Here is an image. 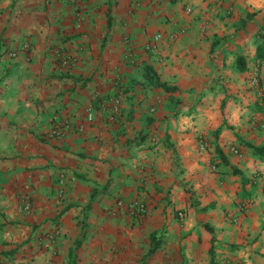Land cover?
<instances>
[{"label":"crops","instance_id":"1","mask_svg":"<svg viewBox=\"0 0 264 264\" xmlns=\"http://www.w3.org/2000/svg\"><path fill=\"white\" fill-rule=\"evenodd\" d=\"M262 125L264 0H0V264H264Z\"/></svg>","mask_w":264,"mask_h":264},{"label":"built area","instance_id":"2","mask_svg":"<svg viewBox=\"0 0 264 264\" xmlns=\"http://www.w3.org/2000/svg\"><path fill=\"white\" fill-rule=\"evenodd\" d=\"M187 11L189 12L190 9L188 8ZM160 38H161V34H157L154 37L155 40H160ZM9 55L11 57H14L15 52L10 51ZM257 79H258V74H255L254 77H252L253 84L256 82ZM87 117H88L87 120H91L90 115H88ZM262 126L264 128V125H262ZM64 181H65V176L62 172H60L58 175V185H59L58 195L59 196H61L63 194ZM21 203H22L21 208L23 210H29L31 208L30 201L26 197V195H23L21 197ZM118 205L124 206L130 212V214L135 215V216H143L146 213V204L143 200H140V199H134V200H130L127 202L119 201ZM178 216L182 217L183 213L179 212ZM57 235H58V229H54L52 231V234L49 236L50 240L54 239Z\"/></svg>","mask_w":264,"mask_h":264},{"label":"trees","instance_id":"3","mask_svg":"<svg viewBox=\"0 0 264 264\" xmlns=\"http://www.w3.org/2000/svg\"><path fill=\"white\" fill-rule=\"evenodd\" d=\"M262 51H263V49H262L261 45H258V47H257V54H258L259 56H262ZM236 62H237V66H238V68H239L240 70H244V69L246 68L245 63H244L242 57H237V58H236ZM145 76H146V78H147L149 81L153 82V83L156 84L157 86H161V87H163V88L166 89V90L168 89L167 85L159 80L158 76H157L156 73L153 71L152 67L147 66V67L145 68ZM254 150H255L257 153H259L261 156L264 157V147H254ZM218 156H220V158H221L222 161L225 160L221 153H219ZM152 236H154V235H152ZM155 245H157V244H155ZM155 245H153L152 250H153L154 248H156Z\"/></svg>","mask_w":264,"mask_h":264},{"label":"rangeland","instance_id":"4","mask_svg":"<svg viewBox=\"0 0 264 264\" xmlns=\"http://www.w3.org/2000/svg\"><path fill=\"white\" fill-rule=\"evenodd\" d=\"M260 82H261V78L258 76V79L256 80V82L254 84L258 85V84H260ZM159 241L160 240H157V237L156 236H151V242L154 245L160 243Z\"/></svg>","mask_w":264,"mask_h":264}]
</instances>
